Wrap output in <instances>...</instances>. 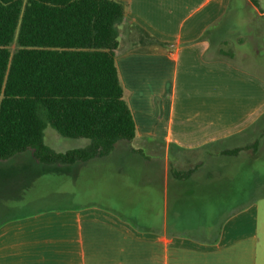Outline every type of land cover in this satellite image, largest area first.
Masks as SVG:
<instances>
[{"label": "crops", "instance_id": "0c3cea01", "mask_svg": "<svg viewBox=\"0 0 264 264\" xmlns=\"http://www.w3.org/2000/svg\"><path fill=\"white\" fill-rule=\"evenodd\" d=\"M123 6L115 65L135 138L55 167L70 174L67 206L10 216L14 203L1 201L0 264H264L260 200L203 220L208 182L220 175L206 158H255L264 0Z\"/></svg>", "mask_w": 264, "mask_h": 264}, {"label": "trees", "instance_id": "16d2710c", "mask_svg": "<svg viewBox=\"0 0 264 264\" xmlns=\"http://www.w3.org/2000/svg\"><path fill=\"white\" fill-rule=\"evenodd\" d=\"M124 1L0 0V161L29 152L38 164L70 166L135 138L115 65ZM47 126L89 143L55 152L44 143Z\"/></svg>", "mask_w": 264, "mask_h": 264}, {"label": "rangeland", "instance_id": "374dc122", "mask_svg": "<svg viewBox=\"0 0 264 264\" xmlns=\"http://www.w3.org/2000/svg\"><path fill=\"white\" fill-rule=\"evenodd\" d=\"M14 48L12 46L11 50ZM256 123L263 127L264 119ZM257 132L259 128L253 131L255 139H258ZM44 143L55 152L63 153L84 148L89 141L62 137L47 126L44 130ZM254 156L252 159H244L245 156L241 153L239 158H206L203 167L217 169L220 174L213 176L212 182L207 185L209 207L203 215L206 224L215 215L217 219L218 215H222L224 219L228 211L248 199L260 200L259 219L260 223H264V139L258 151H254ZM70 192V174L56 175L54 168L36 163L29 152L0 161V202L9 200L14 203V208L8 212L10 216L67 206L71 200Z\"/></svg>", "mask_w": 264, "mask_h": 264}]
</instances>
